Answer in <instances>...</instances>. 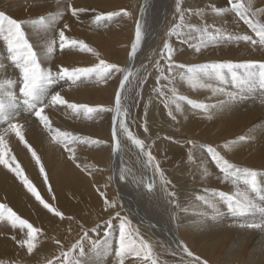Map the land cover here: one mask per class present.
Here are the masks:
<instances>
[{
    "label": "rangeland",
    "instance_id": "rangeland-1",
    "mask_svg": "<svg viewBox=\"0 0 264 264\" xmlns=\"http://www.w3.org/2000/svg\"><path fill=\"white\" fill-rule=\"evenodd\" d=\"M76 1H79V0H75V1L73 0L72 1L71 0H41V1L40 0H21V1L20 0H12V1L11 0H0V6L1 8H3V9H0V11H3L7 16L21 22V26L23 28L24 33L26 34L27 40L32 45L33 50L37 53V58L42 68H50L53 71V73H55L60 67L95 68L96 69V71L93 72L88 77H81L79 80L75 82L68 80V79L59 80L57 83L54 84L56 86L54 85L51 86V91L53 94L58 91L65 92V89H67L66 93L67 92L68 93L67 94L64 93L65 94L64 95L62 92L61 95L63 94L62 96L70 103L88 104L91 107L102 106L105 109L107 108L114 109L115 101L114 99H112V97H114L113 92L116 91L117 88L113 86L112 80L115 78L114 80H116L117 85H119V81L121 80L122 73H114L111 75V77L106 79L105 78L106 73H105L104 68L97 67V65H99L100 60H104L109 64H117L121 68L125 67L130 57V54H131L130 43L134 40V36H135L134 33L132 34L134 22L137 16L139 15V12L142 8V4L144 0H118V1L117 0H93L94 2L91 0H85L82 2H78V3H76ZM95 1H99L101 5L96 4ZM238 1L239 3L242 2L246 8L250 9L251 11L253 10L254 14L258 18L257 23H259V26L264 25V11H261V9H264V0H261L262 1L261 4L258 3V0H256L257 3L254 2L255 0H236V2L234 0H200V2L202 3V7H205L208 10V12H213L216 8H229L230 9V6L234 3H238ZM15 2L17 3V5ZM20 2L23 4H21ZM73 2L75 3L74 5H73ZM92 2L95 4H93ZM197 2L199 3V0H196V1L195 0H175V6L173 4L174 8L170 9L168 5H166V3L164 2L162 3V0H159V1H156V4H154L151 7V11H149L150 13H149V16L146 18V24H145L148 31H143V37L146 38V36H148L147 40L152 39V41H150V43L147 44L146 49H144L139 54V61H138L139 64L134 69L132 76H131V81H133V85L124 94L122 103L125 109L127 110V116L124 117L125 123L129 125V128L135 135H137V138L141 139L144 142V145L148 148L147 153L150 151L152 156L155 158L154 160L157 159L156 162L159 165L160 172H158L154 167H153L154 171L152 170V172H151L150 167L147 168L148 169L147 171L146 169H145V172L142 171L141 169L142 165L146 168L147 166H145V164L147 165V162L149 163L147 154L145 155V152L142 151L139 147H137L138 149L134 148L133 147L134 145L132 146V144L127 138H123L122 144H123V148L126 149L124 150L126 161L123 162L124 164L122 163L119 166L121 174L119 173V176H117V178L119 177L120 181H122L123 183L126 181L125 184H127L128 183L127 181L129 180H132L133 182L136 180V182L134 183H132L131 181V184L132 185L134 184L133 187L132 185L130 186L129 183L127 184V187L126 186L125 187L127 189L129 188L130 190L129 189L128 190L136 195V196L134 195L135 196L134 200L141 207L143 206L142 207L143 209L148 208L152 203H154L153 201L154 198H152L153 197L152 194L155 193L154 189L157 185V181L158 183L162 184L163 190H165L166 187H167V190L169 191H173L176 188L179 189V190L176 189L175 191H173V193H175L174 197L169 196V198H164V199L167 200L168 203L171 202V206L173 208L172 210H174L175 208L174 216L176 217V221H178L176 223L178 230H182L184 225L187 226L186 230H184L185 229L184 228L182 232L179 233L185 245H187L188 247H190V249H193L194 251L196 250L194 248L196 247V245L193 246L196 240V237L194 235H197L199 231H197L194 225L197 224L196 226H198V224L202 223L203 220L205 221V219L212 217V218L218 219V222L224 224L226 228H223V229L221 228L222 231L220 235L223 234V236L221 237L215 236L214 239L215 240L217 239L219 241L218 243V241L216 240L217 241L216 245L214 246L212 245L214 243V239L210 236H208L209 238H207L206 240H204V242H202V244L199 246V247H203V248H200L202 251V256L205 257L209 261V264L211 263L212 264H249L253 251L255 250L258 244H261L262 241L261 242L259 241L260 240L259 235L258 233L254 232V230H251V228H247V227H240V225L243 224L244 221H246L247 223H251V221L260 223L261 220H258V218L255 219V217L257 216H253V218L250 221H248V219L245 216L247 215L246 213L242 216L237 215L236 216L237 218L235 216L233 217V214H230V210L228 209V202H227L226 197L233 196L236 199L240 200L242 203H244L243 196L246 195L247 192L252 191V189L249 185L244 183V180L247 177L246 175L243 176V173H245L246 169L254 170L257 173V186L260 189V191L256 192L255 195L257 197L255 196L251 197V200L253 198L254 203L257 202L256 203L257 206L259 205L261 207H264V202L260 201V196L264 195V192H263L264 190V176H263L264 175V165L260 166V168L255 167V166L247 167L245 166V164L239 165V163H235L236 162L235 160H232L233 158L230 155L232 153H235V154L245 153V155L251 153V157L253 159H257V158L261 159L263 163L264 161V135H262L259 139H257L255 136L251 135V129L254 130L255 133L260 132V131L262 133V130H264V118H262L260 121L256 120L246 127L244 126L245 129H243L244 128L243 127L241 130L234 132L232 130V125L234 123L232 121V118H227L228 112L226 110H222V108H220L219 106V103L220 104L223 103L226 100V97L220 93L218 94L221 96L215 95L217 94V92L215 93V91H213L212 89V88L214 89L222 88L225 90L223 92L227 93L228 91L225 87L219 86L215 81L211 82L213 83L212 88L210 87L209 89L211 92H214L213 93L214 96L212 97H211L212 95L211 93H210V97L209 96L200 97V95L197 96V95H191L190 93H188L189 95H191L189 96V95H186V92L180 88V90H182V92L180 91V94L182 93L183 95L185 94L186 96H189L188 99L184 97L183 101H180L182 102L180 105L183 106L182 109L180 110L182 114H185V115L190 114V112L193 111L194 109H198L197 111L195 110L196 112H199V110H202L203 113L200 114L201 116L198 115L196 112H194L195 115L197 114L196 116H194V118H197L196 119L197 122L203 127L210 125L211 122L214 123V125H216V123L220 124L224 121L223 126H222L224 127V129L222 131L225 134H227V136L220 137V134L212 135L213 133H211L207 136H203V138H201L202 140L199 139L194 142L195 144H197L199 148H201L203 153L213 163H214V160H212L211 154L207 150L208 146L215 147L214 149L216 150V152L218 153L220 152L219 154H221V156L224 159H226L230 164L233 165V169L232 168L230 169L229 178L227 180L223 178V175H224L223 172L221 170H217L220 181L224 183L223 185H221L219 182L205 184L203 182L196 183V181L194 182L191 180L192 179L191 176L196 173V171L192 170L190 165L188 164V161L190 160H188V158L186 159V156L191 157L192 155L188 150L189 146L191 145V142L189 141L190 139L186 138L183 135V132L179 130L176 124L171 123L172 125H169L168 123L164 121H160L158 119H153V120L147 119L146 121L142 119L146 112V106L150 98H153L157 100L158 102H160L161 104H163L164 98L169 97L170 95L173 94L172 78L171 76H169L170 74L168 75L167 71L162 69V65H163L162 62L164 61L165 58H167L165 57L166 49L164 48V45L168 44V40L171 35L176 36V38L182 39V41L184 42L186 41L187 43L188 42L191 43L192 45L196 47V49L199 48V51L196 50V52H197V55L203 56L206 58V60H204L203 62L204 64L213 63V62H228V61L240 63V62H244L247 60L264 61V56H262V58L261 56L259 58L256 57V55H259L260 53L264 54V52H262L264 50V45L259 43V37L256 35L255 30L252 27H250L248 23H246L245 19H241L238 13H235L231 10L226 11L227 14L229 13L233 14L235 16L234 19L239 24H242L241 27L246 31L245 35H250L252 36L253 40L257 41L255 45H253L250 41L237 40L236 37L238 36V34H236V32H232V31L226 32L227 31L226 29H223L220 26L218 27V25H213V24L210 25L209 21H206L204 19H202L203 21L198 20V17L196 16H191V18H189L191 19L190 21H186L184 17H183V20H181L180 16L186 10V7L187 8L192 7L191 9L200 7V6H196ZM56 3H60L61 6L58 10L52 9L53 10L52 11L50 7L53 6L52 4H54L55 6ZM178 3L180 4L181 9L184 10L182 11V13L177 10ZM110 4L112 5L111 7H109ZM46 5H48L49 7ZM113 5L115 6L113 7ZM69 6L71 7L79 6V8H83L85 10V13L87 14L86 16L88 17V18L86 17V19L88 21L86 20V23L85 21L81 23L80 28L77 27L79 25H77V22L74 16L71 14V7ZM23 7L27 9L25 8L23 9ZM40 7L41 8L44 7L45 9L42 10ZM205 8L203 9V12L206 11ZM32 9L33 10L38 9V10L37 12L35 11L33 12ZM122 10H126L128 13H130V15H124ZM14 11H20L22 15L18 16L17 14H13ZM109 12L121 13V14L117 16H113L111 19H101L99 21L95 19V17L97 15H100L101 13H109ZM15 15L18 17H16ZM23 16H24V19H22ZM164 16L166 20L165 23L164 22L162 23V26L158 29V31L156 29V32L154 33L152 37L151 36L152 26L150 25L154 24L155 22H157ZM41 17H43L42 21L40 20ZM49 17H52V18L48 19L49 21H47V18ZM125 19L127 21H125ZM128 20L129 21L131 20L130 23L132 24V26H130ZM70 22H72L73 24ZM66 24L68 25L67 28H65ZM69 24H72V25H69ZM6 27H7V22L5 21V28ZM69 27L70 29L72 28L75 31V33L71 32L72 35L70 34ZM60 30H63L65 32V36L67 34L66 38H67L68 44H66V47L64 48L65 50L64 49L61 50L59 47ZM76 30H80V32L82 30L86 33L89 31L88 33L90 35L88 33L80 34V32H76ZM35 33H37V35ZM120 33H122L124 37L123 36L119 37ZM231 33L232 34L235 33V34L232 35ZM93 34L96 35V37L98 38L96 39L97 42L93 39ZM117 34L118 36L114 37V35L116 36ZM5 35H7V32L0 33V49H1L0 50V79H1L0 80V97H3L5 100H7L8 97L5 96L7 95V93L4 92L3 94V90L5 91L10 88L11 89L15 88L16 90L14 89V91H11V92H16L17 97H21L19 88L23 86V75L19 67L17 66V63L11 59L12 53L8 51L7 41L4 40ZM32 35L33 37H31ZM229 36H231L232 39H228ZM34 37H37L39 40ZM213 37H215V39H213ZM43 38L46 40L44 41ZM72 40L83 41L84 43L89 45V47H91L93 51L92 52L83 51L78 46H77L78 48L77 47L69 48L70 42ZM34 42H36L37 45H35L36 43ZM40 42L41 44H39ZM195 43H198V44H195ZM243 45L246 47H244ZM48 47H51L53 49V51L51 52L52 54L48 52V49H49ZM217 48L219 50H217ZM231 48H233V50H231ZM244 48L248 50L246 51L245 54L246 55L249 54V58L238 57L237 59H231L235 55L238 54V51L240 53L242 49ZM211 49L212 51H210ZM72 50L75 52L77 50V53L71 52ZM228 50L231 56L235 54L230 59L227 57L223 58L221 56L208 57L209 55H211V53L212 54L217 53L218 51H219L218 53L222 51L223 53L222 52L221 53L226 55V53L224 52H227ZM58 51H61L60 52L61 54ZM56 52H58L59 54ZM65 53L67 56H63L64 58H62V56L60 55L62 54L65 55ZM77 55L78 57H76ZM250 55H253V57L252 56L250 57ZM70 56L73 58L71 59ZM43 57L46 59H44ZM190 57H191L190 61L187 62V69L188 67H191V65L194 63L193 58L195 56L190 55ZM59 59L61 61H59ZM55 61H58V62L56 63ZM65 61H67L66 62L67 65L65 64ZM168 61L173 63L171 59ZM75 63L77 64L75 65ZM211 71L212 72L215 71L213 74H216L215 69H207L208 73ZM222 71H223V79H219L218 76L216 75L217 80H220L221 83H223L225 86H228V87H230V85L228 84H233L234 86H238L237 83L233 81L232 73L228 69H223ZM235 71L241 76L244 75V69H235ZM256 71L258 72V68L256 69ZM190 76H193V75L189 74L188 76H186V78ZM9 81L10 82L12 81V82L9 83ZM194 81L196 80L194 79ZM108 87L111 89H109ZM112 87H114V89ZM239 88H242L241 90H244L250 93V92L259 90L260 87H255L249 84V85H241ZM75 89L77 90L75 91ZM106 91L109 93L111 92L110 93L111 95L107 93ZM68 95L72 97H69ZM262 95L264 96V94ZM240 96L245 98L250 95H245L244 93H241ZM191 97L194 99H191ZM189 101L203 103L207 105L208 107L207 110H209V105L212 104L213 107L215 106L214 107L215 110L217 111L221 110V112L217 113L215 111L209 114L205 112L206 111L205 109H199V108L193 107L190 103H188ZM16 102H17V106L19 110H17V112L14 114L15 116L12 115V118L13 120L18 121L20 118V111L22 109H25V110H28V109L26 108L25 105L23 106L20 103V102H23V98L17 99ZM186 102L191 107H193V110L190 108L185 109ZM53 108H54L53 106L51 107L49 105L48 107L44 109V112L42 113V115L44 114L48 118L52 117V118H49V120L51 121V130L45 128L46 130L45 132L49 136H54L56 133V135L59 136L61 141L55 139V141H57L58 143V144H55V147H59V148L61 147V148L50 150L51 152H50L49 167L47 166L45 162V158H46L45 151L43 152L42 149H37L35 146H32L33 148H31L39 156L40 163L43 165L45 169V173L47 174L48 180L47 181L44 180V175L41 174L39 170L40 165L37 163H36L37 164L36 168L37 166L38 168L37 170H35L34 173L30 172V169L32 168L28 170L27 168H25L24 163L22 165L23 161L21 163L19 162V166L23 168L24 175L27 176L28 179L33 183V185L39 191L40 195L43 197L44 201L49 203L52 206V208H54L56 211L58 210L57 212L62 213L63 216L58 217L49 209L46 210V212L50 216L49 221H51L52 228L46 227V226H45L46 228H43V226L37 228V229H40V232H38L33 239L34 240L33 243L36 245V247L33 249L31 253H29L27 250V244L23 243V241H26L29 239V235H27L28 232H25L27 237L25 236L24 238L25 234L18 232L16 229L18 226L15 227L14 225L17 222V220L19 221V224H20V219L27 220L33 226H34L33 223H35V226H36V224H39L41 221L38 218H36V221H34L35 219L30 217L32 215L28 216L26 213L21 212L19 208L13 207L9 201H6L5 199L2 198V200L0 201V205H4V207L0 208V212L6 215V217L2 215V218H0V220L3 223V226H5L6 220H3V219H7L10 217L11 228H8L7 226L1 227L0 225V264H120L121 259H123V264H153V261L155 262V264H197L193 261L182 259L178 255L172 254L171 252L165 250L161 244L165 242L166 240L163 241L159 238V236L157 237V235H153L147 229H144V228L142 229V227H140V224L138 225V223H141L140 219H136L134 221L130 220L128 216L132 212L130 213V212L125 211L123 205L120 204L118 197H116L114 190H113L114 188L112 187L113 184L110 179L108 180L109 172L111 169V162H109L108 158L110 157V153L114 147L113 144L115 142V138L111 135L110 128H109V127L113 128V122L111 121V117L108 116V115H111V113L110 112L109 113L100 112L98 113V115L97 113H94L89 116L85 114L84 112L74 113L72 110L66 109L64 106H60V105L55 106V110ZM58 109L60 110L59 112L60 115L56 112V110L59 111ZM184 110L186 111V113L184 112ZM28 111L30 113L32 112L30 110ZM63 111L65 115L64 118L60 117ZM257 114L261 115V112H257ZM28 117H31V118H28L29 121L32 119L39 120L34 115V113L32 116H28ZM12 118L10 120H6L7 125L8 123L11 122ZM258 118L260 117H257V119ZM141 120L143 122L145 121V123L142 124ZM53 122L54 124H56L55 126L57 128H55ZM241 122L243 123V125H246V121H241ZM0 123H5V122L0 121ZM78 125L80 127H78ZM3 126L4 125H0V127H3ZM6 127H9V125ZM144 128H147V131H145ZM41 129L44 130V127H42ZM56 130H59L60 132L57 133ZM89 130H92V132H90ZM104 130H105V133H104ZM51 133L53 134L51 135ZM64 133H68L72 136H80L82 138H90V140H88V142H85L84 140H80L79 141L81 143L80 145L77 141L75 143H72V145L71 143L70 145L68 144L66 147L65 142H64V136L61 135ZM241 137H244L245 139L241 141L240 140ZM92 140H99V141L101 140L102 145L105 147L100 145V143H92L91 142ZM188 141L190 142V145L185 150L183 143L188 142ZM233 141H236V143H233ZM5 143L9 144L11 143V140H7L5 141ZM156 143L158 144L157 146H159L160 149L163 148L164 150L161 152H158V150L156 151L155 149H153L152 147ZM73 145H75L76 147ZM225 145H227V147ZM65 147L67 149L72 148L74 152L69 153L68 150L65 149ZM53 150L55 151L54 153H52ZM73 155L75 158H73ZM52 156L54 159L52 158ZM60 161L64 163L60 164L61 163ZM139 164H141V166ZM157 164L155 163V165ZM51 167H53L52 170H51ZM182 167L184 168V170ZM188 168L189 170H187ZM239 169L243 173L239 171ZM74 170L78 171L79 173L77 174L80 177H82L81 181L83 183V186L78 187V185H74V186L72 185L70 188L65 189L63 187V184H66L68 180L65 183H61L59 179V175L63 171L73 172ZM155 170L157 171V173L155 172ZM127 171L130 173V176L129 174L127 175L126 173ZM134 171H137V172H134ZM231 171L234 173L232 174ZM161 172H163V175H161ZM237 173H242V175L240 174V176H238ZM189 174H190V177H189ZM120 175L123 177H121ZM140 175H141V178H139ZM56 177L59 182L55 180ZM126 177L128 178V180ZM134 177H135V180H134ZM234 180H235V183H234ZM68 183H72V182H68ZM231 183L234 186H230ZM58 184L61 186H58ZM148 184L152 185L151 189H149ZM22 185H24L26 189L28 190L27 186L24 183ZM191 186H193V188ZM211 187L212 189H210ZM197 189L198 190L201 189L199 193L197 192ZM203 189H206V190L203 191ZM230 189H234V190H230ZM210 190L211 191L213 190V191L211 192ZM100 192H104L106 194L108 201H110L111 203L115 205L114 208L109 207L108 204L104 203V197L100 195ZM220 192L224 193V195L222 196ZM64 193L68 197L67 201L69 202V205L71 207L69 208L71 212H68V213H65L64 211L61 210L62 206L65 207L67 205L63 201L64 198H66L63 195ZM183 193L187 194L188 196ZM212 193H214L215 195L213 194L211 196ZM143 195L144 196L146 195V196L144 197ZM181 195L183 196L181 197ZM190 196L192 197L191 199H190ZM201 196L204 197L203 200L199 198ZM143 197H144V200L147 199L146 202L148 204L143 200ZM148 197L152 198L153 200L152 199L149 200ZM211 198H214V199H211ZM216 198L218 199L221 198L222 200L220 199L221 200L220 201L217 199L218 200L217 201ZM173 200L174 201L177 200V202H174ZM211 200H213V202ZM256 200H258L259 202ZM205 201H207V203ZM141 202L142 203L144 202V203L141 205ZM217 202H222V203H219L221 204L219 205ZM175 204H176V207H174ZM191 204L193 206H191ZM197 205H199L200 207H198ZM187 206H189L188 209H187ZM217 207H219L218 209L220 210L215 211L217 210ZM37 208L38 209L43 208V207H40V202H37ZM43 210H45V208ZM205 210H207L206 211V213L208 212L207 214L205 213ZM221 210L222 211L225 210V212L224 211L223 212L225 214H230L229 215L230 217L228 216V217H225L224 220H221V218H223V215H225ZM116 212L119 213V215H117ZM12 213H15L16 216H12ZM254 214H257V212H255ZM17 217H19L20 219H17ZM124 218H127V220L130 222L128 226L129 229H127V231L132 234V238H136L138 234L139 236L143 237L148 242L149 245H151L152 255L150 259L146 260L144 256V252L142 251L139 256H137L135 253H125L123 257L116 255V252L119 250V247H120L119 224H120V221L123 220ZM10 219H7V220H10ZM234 223H236V225ZM233 225L237 226L238 232L249 230V234L251 233L250 235L247 233L248 235L245 234L244 236V239L246 240L244 241L243 246H241L240 252H239L240 254L237 257L238 259H240L238 260L239 262L234 260L233 258L234 256L231 251L232 246L235 244L234 241H236V238H235L236 233L234 234V233L229 232L231 231V227ZM12 227H14L15 229L13 230V233H12ZM47 229H49V231ZM43 231L45 233L46 231H48L47 232L48 234L45 235ZM183 231L185 233H183ZM18 233L20 234V237L18 236L19 235ZM85 233H87L86 237H85ZM185 234L186 235L190 234V235L186 236ZM12 235H14L15 237H18L21 242L15 245L16 242L14 241ZM162 237H165V236H162ZM223 237H226V239H224ZM158 238H159V241H157ZM188 238L190 240H188ZM57 241L59 243H57ZM257 241L259 243H257ZM78 242L83 248V254H81L80 247L74 248V245H77ZM205 247H208V250H209V251H206V253H204ZM215 248L216 250H214ZM17 253H19V255H17ZM19 256L20 258H18ZM104 259L105 261H103Z\"/></svg>",
    "mask_w": 264,
    "mask_h": 264
},
{
    "label": "bare ground",
    "instance_id": "bare-ground-1",
    "mask_svg": "<svg viewBox=\"0 0 264 264\" xmlns=\"http://www.w3.org/2000/svg\"><path fill=\"white\" fill-rule=\"evenodd\" d=\"M12 1V0H11ZM21 1V0H20ZM41 1V0H40ZM72 1V0H71ZM73 1H75V0H73ZM82 1H85V0H79V1H76V3H78V2H82ZM91 1H93V0H91ZM118 1V0H117ZM156 1H159V0H144L143 1V4H142V8H141V10H140V12H139V15L137 16V18H136V20H135V22H134V27H133V32H132V34L134 33V35H135V26H136V24H137V22H139L140 24H141V26H142V31H148L147 30V27H146V18L149 16V11H151V7L154 5V4H156ZM196 1V0H195ZM235 2H236V0H234ZM56 2V1H55ZM55 2H53V3H55ZM63 2V1H62ZM94 2V1H93ZM92 2V3H93ZM166 3V5H168V7L170 8V9H172V8H174L173 7V4H174V6H175V0H162V3ZM186 2V1H185ZM189 2V1H188ZM252 2V1H251ZM254 2H256V0L254 1ZM16 3V2H15ZM21 3V2H20ZM25 3V2H24ZM49 3V2H48ZM95 3L96 4H98V5H101L100 3H99V1H95ZM95 3H93V4H95ZM184 3V2H183ZM192 3V2H191ZM190 3V4H191ZM238 3H239V1H238ZM257 3V2H256ZM258 3H262V1L260 0H258ZM21 4H23V3H21ZM27 4V3H26ZM25 4V5H26ZM45 4V3H44ZM43 4V5H44ZM75 3L73 2V5H74ZM103 4V3H102ZM112 4V3H111ZM109 5V7H111L112 5ZM117 4V3H116ZM115 4V5H116ZM251 4V3H250ZM254 4V3H253ZM15 5V4H14ZM16 5H17V3H16ZM19 5V4H18ZM32 5H33V3H32ZM40 5V4H39ZM51 5V4H50ZM53 6H54V4H52ZM115 5H113V7L115 6ZM21 6V5H20ZM41 6H42V4H41ZM46 6H48V5H46ZM53 6H51L50 7V9L52 10V9H59L60 8V6H61V4L60 3H56V5L53 7ZM190 6V5H189ZM192 6V5H191ZM195 6V5H194ZM193 6V7H194ZM196 6H200V7H197V8H194V9H191L190 7L189 8H187L186 7V10L184 11L183 9V13L181 14V15H183V17L186 19V21H190L191 19H189V18H191V16H196V17H198V20H202V19H204V20H206V21H209V23H210V25H218V27L220 26L221 28H223V29H226L227 31L226 32H230V31H232V32H236V34H238V36H243V35H245L246 34V31L241 27V25L242 24H239L235 19H234V15L233 14H231V13H229V14H227L226 12H224V13H217L215 10L213 11V12H208V10L205 8V7H202V3L200 2V0H199V3L197 2L196 3ZM205 6V5H204ZM255 6V5H254ZM257 6V5H256ZM19 7V6H18ZM27 7V6H26ZM35 7H37V6H35ZM49 7V6H48ZM79 7V6H78ZM107 7V6H106ZM202 7V8H201ZM21 8V7H20ZM25 7H23V9H24ZM28 8V7H27ZM27 8H25V9H27ZM30 8V7H29ZM41 8V7H40ZM183 8V7H182ZM206 9V11L205 12H203V9ZM0 9H3V8H1V6H0ZM39 9V8H38ZM37 9V10H38ZM42 10L43 9H45L44 7L43 8H41ZM86 9V8H85ZM112 9V8H111ZM252 9V8H251ZM33 10V9H32ZM37 10H33V12L35 11V12H37ZM56 10V11H57ZM7 11V10H6ZM41 11V10H40ZM53 11V10H52ZM152 11H153V9H152ZM9 12V11H8ZM250 12H251V15L250 16H248L247 17V19H251L252 20V23L253 24H255L256 26H258V27H260L259 26V23H257V21H258V18L256 17V15L254 14V12H253V10L251 11L250 10ZM259 12V11H258ZM152 13V12H151ZM260 13V12H259ZM9 14H11V13H9ZM13 14H17L18 16H21L22 14H21V12L20 11H14V13ZM27 14V13H26ZM261 14V13H260ZM59 15V14H58ZM66 15V14H65ZM87 14L85 13V10L84 11H82V12H80V13H78L76 16H74V18H75V20H76V22H77V25H79V26H77V27H79L80 28V24L81 23H83L84 21H85V23H86V16ZM91 15V14H90ZM233 15V16H232ZM16 16V15H15ZM18 16H16V17H18ZM162 16V15H161ZM262 16V15H261ZM28 17V16H27ZM53 17H55V16H53ZM128 17V16H127ZM26 18V17H25ZM30 18V17H29ZM52 17H49V18H47V21H49L48 19H51ZM88 18V17H87ZM200 18V19H199ZM22 19H24V16H23V18ZM26 20V19H25ZM72 20V19H71ZM74 20V21H75ZM163 20V21H162ZM73 21V20H72ZM88 21V20H87ZM121 21V20H120ZM125 21H127L126 19H125ZM165 16L164 17H162L160 20H158L157 22H155L154 24H152V25H150V26H152V34H151V36L153 37V35H154V33L156 32V29H157V31H158V29L162 26V23L164 22L165 23ZM203 21V20H202ZM24 22V21H23ZM128 22H129V24H130V26H132V24L130 23L131 22V20L129 21L128 20ZM28 23V22H27ZM69 23V22H68ZM67 23V24H68ZM70 23H72V22H70ZM200 23V22H199ZM208 23V22H207ZM206 23V24H207ZM24 24V23H23ZM47 24V23H46ZM49 24V23H48ZM66 24V25H67ZM73 24V23H72ZM72 24H69V25H72ZM75 24V23H74ZM116 24V23H115ZM185 24V23H184ZM37 25V24H36ZM51 25V24H50ZM58 25V24H57ZM84 25V24H83ZM125 25V24H124ZM25 26V25H24ZM43 26V25H42ZM55 26V25H54ZM250 27H251V25H249ZM28 27V26H27ZM48 27H49V25H48ZM71 27V26H70ZM70 27H69V29H70ZM76 27V28H77ZM124 27H126V26H124ZM241 27V28H240ZM30 28V27H29ZM29 28H27V29H29ZM35 28V27H34ZM54 28V27H53ZM149 28H151V27H149ZM233 28V29H232ZM26 29V30H27ZM127 29V28H126ZM132 29V28H131ZM32 30V29H31ZM65 30V29H64ZM149 30H151V29H149ZM182 30V29H181ZM70 34H71V32L72 33H75V31L71 28L70 30ZM127 31H129V30H127ZM126 31V32H127ZM254 31V30H253ZM28 32H29V30H28ZM27 32V33H28ZM34 32V31H33ZM76 32H80V30H76ZM89 32V31H88ZM87 32V33H88ZM99 32V31H98ZM114 32V31H113ZM112 32V33H113ZM121 32V31H120ZM123 32V31H122ZM87 34L86 32H84V31H82L81 30V32H80V34ZM128 33V32H127ZM36 35H37V33H35ZM47 34V33H46ZM79 34V33H78ZM89 34V33H88ZM146 34H147V32H146ZM232 34V33H231ZM233 34H235V33H233ZM232 34V35H233ZM39 35V34H38ZM41 35V34H40ZM72 35V34H71ZM74 35V34H73ZM77 35V34H76ZM90 35V34H89ZM47 36V35H46ZM81 36V35H80ZM92 36V35H91ZM90 36V37H91ZM118 36V34L115 36L114 35V37H117ZM121 36H123L124 37V35L122 34V33H120V35H119V37H121ZM31 37H33V35L31 36ZM30 37V38H31ZM66 37H67V34H66ZM70 37V36H69ZM135 37V36H134ZM34 38H37V37H34ZM33 38V39H34ZM77 38V37H76ZM92 38V37H91ZM126 38V37H125ZM181 38V37H180ZM38 39V38H37ZM44 39V38H43ZM69 39V38H68ZM93 39L96 41V39H98L97 37H96V35H94L93 34ZM116 39V38H115ZM117 39H119V38H117ZM148 39V36H146V38H144L143 37V40H142V43H141V45H140V47H139V49H138V51H137V53H136V55L133 57L131 54H130V57H129V59H128V62L126 63V65H125V67L124 68H127L130 72H131V75H130V77H129V79L131 80V76H132V73H133V71H134V69L138 66V64H139V54L144 50V49H146V47H147V44H149L150 43V41H152V39H149V40H147ZM39 40V39H38ZM46 39H44V41H45ZM70 40V39H69ZM121 40V39H120ZM34 41V40H33ZM40 41H42V40H40ZM124 41V40H123ZM233 41V40H232ZM39 42V41H38ZM92 42H93V40H92ZM97 42V41H96ZM134 42V40L130 43V48H131V44ZM191 42V41H190ZM195 42V41H194ZM34 43H36V42H34ZM39 44H41V42L39 43ZM68 44V43H67ZM126 44H128V43H126ZM195 44H198V43H195ZM35 45H37V43L35 44ZM124 45V44H123ZM168 45L170 46V48H171V60L173 61V63L172 62H169L168 60H170L169 58H168V51L167 50H165V57H167V58H165L164 59V61L162 62V69H164L165 71H167L168 72V75L169 76H171V78H172V91H173V94L172 95H170L169 97H166V98H164V103L163 104H161L160 102H158L157 100H155V99H153V98H150L149 99V102L147 103V106H146V112H145V114H144V116H143V120H147V119H149V120H153V119H158V120H160V121H164V122H166V123H168L169 125H172L171 123H174V124H176L177 125V127L179 128V130H181L182 132H183V135L186 137V138H188V139H190L189 141L191 142V145H190V142L188 141V142H184L183 143V146H184V148H185V150H186V148L189 146V152L192 154L191 155V157H189V156H186V159L188 158V160H190V161H188V164L190 165V167H191V169L192 170H195L196 171V173L195 174H193L192 176H191V180L192 181H196V183L197 182H203V183H205V184H208V183H217V182H219L221 185H223L224 183H222L221 181H220V178H219V174L217 173V170H221L220 169V167L216 164V162L214 161V163L210 160V159H208L207 158V156L203 153V151L201 150V148H199L198 146H197V144H195L194 142L195 141H197V140H199V139H201V138H203V136H207V135H209V134H211V133H213L212 135H217V134H220V137L221 136H227V134H225L222 130L224 129V127H222L223 126V122L222 123H220V124H217L216 123V125H214V123H212L211 122V124L210 125H208V126H206V127H203L202 125H200L198 122H197V118H194V116H196L197 114L198 115H200V114H202L203 112H202V110H199V112H196L198 109H194L193 110V107H191L187 102H186V106H185V109H187V108H190V109H192L193 111H191L190 112V114H187V115H185V114H182L181 113V109H182V107L183 106H181L180 104L182 103V102H180V101H183V99H184V97L185 98H187L188 99V97L189 96H191V95H197V96H199L200 95V97L201 96H203V97H210V93L212 94L211 95V97L212 96H214L213 95V93L214 92H211L210 91V87H199V84H201V83H203V84H210L211 85V88H212V84L213 83H211V82H213V81H215L219 86H221V87H225L226 89H227V91L228 92H238L239 94H241V93H244L245 95H250V96H247V97H243V98H237V99H235V100H231V99H229V97H228V95H227V93H224V92H217V94H215V95H218V96H221V95H219L218 93H220V94H223V96H225L226 97V100L223 102V103H219V106H220V108H222V110H226L227 112H228V114H227V118H232V121L234 122H232L233 123V125H232V130L235 132H237V131H239V130H241L244 126L246 127V126H248V125H250L251 123H253L254 121H256V120H258V121H260L262 118H264V96L262 95V94H264V87H262L261 85H260V83H259V78L257 77L252 83H251V85L252 86H255V87H260L259 88V90H257V91H254V92H250V93H248V92H246V91H244V90H241L242 88H239L241 85H239V86H234L233 84H228V85H230V87H228V86H225L223 83H221V81L220 80H217V76H216V74H213L215 71H211V72H207V70H202V69H200V65H203L204 63V60H206V58L205 57H203V56H199V55H197V52H196V47L194 46V45H192L191 43H187L186 41L184 42V41H182V39H179V38H176V36H170V38H169V40H168ZM44 46V45H43ZM70 46V45H69ZM128 46V45H127ZM244 46V45H243ZM242 46V47H243ZM38 47V46H37ZM40 47V46H39ZM107 47V46H106ZM237 47V46H236ZM244 47H246V46H244ZM48 48H50V47H48ZM47 48V49H48ZM68 48V47H67ZM69 48H71V46L69 47ZM78 48V47H77ZM219 48V47H218ZM217 48V50H219ZM224 48H225V46H224ZM234 48V47H233ZM233 48H231V50H233ZM240 48H241V46H240ZM239 48V49H240ZM251 48V47H250ZM221 49V48H220ZM238 49V50H239ZM1 50V49H0ZM65 50V49H64ZM67 50V49H66ZM235 50V49H234ZM260 50V49H259ZM44 51V50H43ZM210 51H212V49L210 50ZM209 51V52H210ZM246 51H248L246 48H244V49H242V51L239 53V51H238V54L237 55H232V56H234L233 58H231L232 56L230 55V52H229V50L227 51V52H224V53H226V55L225 54H222L223 52L222 51H220V53H211V55H209L208 57H215V56H221V57H227V58H231V59H237L238 57H247V58H249V54L248 55H246L245 53H246ZM262 51V50H261ZM59 53L61 52V51H58ZM58 52H56V53H58ZM69 52V51H68ZM71 52H73V53H77V50H76V52L75 51H71ZM109 52V51H108ZM216 52V51H215ZM222 52V53H221ZM233 52H235V51H233ZM262 52H264V50L262 51ZM58 53V54H59ZM73 53H71V54H73ZM254 53V52H253ZM258 53V52H257ZM49 54V53H48ZM52 54V53H51ZM61 54V53H60ZM70 54V55H71ZM85 54V53H84ZM259 54V53H258ZM45 55V54H44ZM57 55V54H56ZM75 55V54H74ZM190 55L191 56H195L194 58H193V60H194V63L191 65V68H193V69H195V72L194 73H190L189 71H188V69L190 68V67H188V69H187V62H189L190 61V59H191V57H190ZM255 55V54H254ZM48 56V55H47ZM60 56H62V58H64L63 56H67L66 55V53H65V55H60ZM59 56V57H60ZM73 56V55H72ZM253 57V55H250V57ZM261 56V58H262V56H264V54H259V55H256V57H260ZM71 57V56H70ZM74 57V56H73ZM73 57H71V59L73 58ZM76 57H78V55L76 56ZM75 57V58H76ZM236 57V58H235ZM44 58V57H43ZM61 58V59H62ZM66 58H68V57H66ZM74 58V59H75ZM2 59V58H1ZM44 59H46V58H44ZM57 59V58H56ZM4 60V59H3ZM58 60V59H57ZM79 60V59H78ZM192 60V61H193ZM59 61H61L60 59H59ZM68 61V60H67ZM67 61H65V64H66V62ZM73 61V60H72ZM168 61V62H167ZM56 63L58 62V61H55ZM63 62V61H62ZM78 62V61H77ZM70 63H72V62H70ZM63 64V63H62ZM73 64H74V62H73ZM77 63H75V65H76ZM169 64H175V65H177V67L176 68H173L171 71H169ZM67 65V64H66ZM69 65V64H68ZM180 65H184V67H180ZM60 66H62V65H60ZM71 66V65H70ZM78 66V65H77ZM70 68V67H69ZM184 69H186V70H184ZM1 70H3V69H1ZM189 74H191V75H193L194 76V79L196 80V81H194V83H196L197 84V86L196 87H193V86H191L190 84H189V82H188V78H186V76H188ZM98 77V76H97ZM123 78V74H122V77H121V79ZM115 79V78H114ZM112 80V84H113V86L114 87H116L117 89H116V91H118L119 90V85H117V82H116V80ZM1 80V79H0ZM106 80V79H105ZM4 81V80H3ZM12 82V81H11ZM8 84V83H7ZM73 84V83H72ZM59 85V84H58ZM67 85H69V84H67ZM3 86V85H2ZM54 86H56V85H54ZM112 86V85H111ZM191 86V87H190ZM9 87H10V85H9ZM71 87V86H70ZM114 87H112L113 89H114ZM127 87V86H126ZM109 88V87H108ZM180 88L181 89H183L185 92H186V95H189L188 93H190L191 95H189V96H186L185 94L183 95L182 93L180 94V91L182 92V90H180ZM14 89L15 88H10V89H7V90H3V94H4V92H9V91H14ZM71 89V88H70ZM77 89H79V88H77ZM77 89H75V91L77 90ZM109 89H111V88H109ZM212 89H214V88H212ZM16 90V89H15ZM66 90L67 89H65V92L64 91H61L60 92V94L63 92V94L64 93H66ZM72 90V89H71ZM92 90V89H91ZM108 90V89H107ZM74 91V92H75ZM82 91H84V90H82ZM89 91V90H88ZM98 91V90H97ZM116 91H114L113 92V90H112V92H113V96L114 97H112V99H114V101H115V92ZM59 92V91H58ZM73 92V93H74ZM79 92V91H78ZM107 92V91H106ZM1 93H2V91H1ZM16 93V92H15ZM68 93V92H67ZM66 93V94H67ZM107 93H109V92H107ZM111 93V92H110ZM109 93V94H110ZM184 93V92H183ZM216 93V92H215ZM17 94H18V92H17ZM62 94V95H63ZM75 94V93H74ZM73 94V95H74ZM82 94V93H81ZM124 94L125 93H122V101H123V98H124ZM65 95V94H64ZM76 95V94H75ZM86 95V94H85ZM111 95V94H110ZM5 96H7V95H5ZM69 96V95H68ZM77 96V95H76ZM82 96H84V95H82ZM87 96V95H86ZM66 97V96H65ZM69 97H72V96H69ZM74 97V96H73ZM100 97V96H99ZM101 97H102V95H101ZM81 98V97H80ZM84 98V97H83ZM198 98V97H197ZM196 98V99H197ZM99 99V98H98ZM101 99V98H100ZM191 99H194V98H192L191 97ZM215 99V98H214ZM8 100V99H7ZM7 100H5V102H7ZM188 101V100H187ZM162 102V101H161ZM23 106H24V103L23 102H20ZM104 103V102H103ZM16 104H17V102H16ZM51 107L53 106L54 108V110H55V106H57V105H51V104H49ZM192 105V104H191ZM122 106H123V103H122ZM123 108L125 109V107L123 106ZM208 108V107H207ZM63 109H65V108H63ZM17 110H19V108H18V106L15 108V109H8V112H9V114H10V116H11V118H12V115H14L16 112H17ZM59 110V109H58ZM196 110V111H195ZM210 110V111H209ZM209 110H207L206 109V111L205 112H207V113H209V114H211V113H213V112H217V113H220L221 112V110H219V111H217V110H215V108L213 107V105L211 104V105H209ZM169 111H171L172 112V115L173 116H175L176 118H175V120H173L172 119V117L168 114L169 113ZM204 111V110H203ZM209 111V112H208ZM56 112L60 115V110L59 111H57L56 110ZM67 112H68V110H67ZM184 112L186 113V111L184 110ZM194 112H196L197 114L195 115V113ZM257 112H261V115H258L257 114ZM32 113V114H31ZM29 112L28 110H25V109H22L21 111H20V118H19V120L18 121H15V120H13V118H12V120H11V122L10 123H13L14 121V123H16V124H19V125H21V129H20V131L22 132V134H23V136H24V139H25V141L27 142V144L28 145H30L31 146V148H33L32 146H35L37 149H42L43 150V152L45 151V153H46V155H45V162H46V164H47V166L49 167V164H50V150H52V149H58L59 147H55V144H58L57 143V141H55V139L56 140H59V141H61V139L59 138V136L58 135H56V133H55V135L54 136H49V135H47L46 134V130H45V127H44V125H43V122L42 121H40V120H34V119H32V120H28V118H31V117H28V116H32L33 115V112ZM109 113V112H108ZM111 113V115H108V116H110L111 117V121L113 122V127L115 126V127H117L118 129H119V124H120V120H118V119H115V112L113 111V112H110ZM46 114V113H45ZM175 114V115H174ZM44 115V114H43ZM98 115V114H97ZM104 115V114H103ZM15 116V115H14ZM64 111L61 113V116L60 117H63L64 118ZM155 116V117H154ZM201 116V115H200ZM87 117V116H86ZM124 117L125 116H122V119H123V122L125 123V121H124ZM224 117V116H223ZM257 117H260V118H258L257 119ZM49 118H52V117H49ZM107 118V117H106ZM39 119V118H38ZM57 120V119H56ZM64 120H66V119H64ZM68 120H70V119H68ZM101 120V119H100ZM102 120H103V118H102ZM109 120V119H108ZM58 121V120H57ZM105 121V120H104ZM142 121V120H141ZM145 121L143 122L142 121V124H144L145 123ZM220 121V120H219ZM241 121H246V125H243V123L241 122ZM5 123H0V125H4L3 127H0V135H2L3 136V138H4V143H2V144H0V153H4L5 155H4V158L5 159H9V161H10V163L12 164V166L13 167H16V165L17 164H19V162L21 163L22 161V165H23V163H24V166H25V168H27L28 170L30 169V168H32V169H30V172L31 173H34L35 172V170H37V168H38V166H37V168H36V160L33 158V156H32V153H31V151L29 150V148L28 147H26L25 146V143L24 142H22L20 139H19V137L16 135V133L14 132V131H11V130H7V129H9V127H6V126H8L9 125V123H8V125H7V123H6V121H4ZM98 122H100V121H98ZM149 122V121H148ZM205 122V121H204ZM263 122V121H262ZM53 124H54V122H53ZM103 124H105V123H103ZM127 124V123H126ZM56 124H54V126H55ZM72 125V124H71ZM106 125H107V123H106ZM128 125V124H127ZM73 126V125H72ZM102 126H104V125H102ZM111 126V125H110ZM6 127V128H5ZM42 127H44V130L43 129H41ZM78 127H80L79 125H78ZM245 127L243 128V129H245ZM55 128H57L56 126H55ZM90 128V127H89ZM110 128V132H111V135H112V128L111 127H109ZM128 128H129V125H128ZM2 129V130H1ZM82 129V128H81ZM105 129V128H104ZM145 129V128H144ZM164 129V128H163ZM7 130V131H6ZM129 130L131 131V129L129 128ZM48 131V130H47ZM90 132H92V130H89ZM54 132V131H53ZM60 132V131H59ZM103 132V131H102ZM132 132V131H131ZM50 133V132H49ZM58 133V132H57ZM104 133H105V130H104ZM133 133V132H132ZM53 133H51V135H52ZM93 134V133H92ZM61 135H63V134H61ZM133 135L137 138V135H135L134 133H133ZM251 135L252 136H255L257 139H259L262 135H264V130H262V133H261V131L260 132H256L255 133V131L254 130H252L251 129ZM162 136V135H161ZM160 136V137H161ZM100 137V136H99ZM107 138V137H106ZM116 140H115V142H114V144L113 145H115L116 144V141L117 140H119V144H120V147H119V149H117V148H114L113 147V149H112V151H111V153H110V157L108 158L109 159V162H111V169H110V172H109V178H108V180L110 179L111 180V182H112V184H113V190H114V193H115V195H116V197H118V200L120 201V204H122L123 205V207H124V210L125 211H127V212H132L131 214H129V218H130V220H132V221H134V220H136V219H140V222L141 223H138V225L140 224V227H142V229L144 228V229H147L148 231H150L153 235H157V237L159 236V238L161 239V240H166L165 242H163L161 245L164 247V249L165 250H167V251H169V252H171L172 254H175V255H178L180 258H182V259H185V260H190V261H193V262H195V263H197V264H202V262L203 261H207L208 262V264H209V261L205 258V257H203L202 256V251H201V249L200 248H203V247H199L201 244H202V242H204V240H206L207 238H209L208 236H210V237H212L213 239L215 238V236H218V237H221V236H223V234L222 235H220L221 234V228L223 229V228H226V226H224V224H222V223H220V222H218V219H215V218H212V217H209V218H207V219H205V221L203 220V222L202 223H200V224H198V226H196V225H194V227H196V229H197V231H199L198 232V234L197 235H194L195 237H196V240H195V244L193 245V246H195L196 245V247H194L196 250L194 251L193 249H190V247H188L187 245H185V243L183 242V240H182V238L180 237V234L179 233H181L182 232V230L184 229V230H186V225H184L183 226V229L182 230H178V228H177V225H176V223L178 222V221H176V217L174 216V214H175V212H174V210H175V208H174V210H172L173 208H172V206H171V202H167V200H165L164 198H169V196H172V197H174L172 194H173V191H175V190H173V191H169V190H167V187H166V189L165 190H163V188H162V184H160V183H158V181H157V185H156V187H155V193L154 194H152L153 195V197L152 198H154V200L152 199V198H150V197H148L149 198V200L150 199H152L153 201H154V203H152L148 208H142L138 203H136L135 202V200H134V197L136 196L135 194H133L131 191H129L126 187H127V184L129 183L130 184V186L132 185L131 184V181L132 180H129V181H127L128 183L127 184H125V182L123 183L122 181H120V179H119V177L117 178V176H119V173H120V169H119V166L123 163V162H125L126 161V156H125V151L124 150H126V149H124L123 148V144H122V139L123 138H127L129 141H130V143L132 144V146L134 147V148H136V149H138L137 147L138 146H136L133 142H132V140L131 139H129L128 138V136H127V134L126 133H123V131L122 130H118L117 131V135H116ZM166 138H168V137H166ZM155 139V138H154ZM157 139V138H156ZM217 139V138H216ZM7 140H11V143H9V144H6L5 143V141H7ZM113 140V139H112ZM171 140V139H170ZM174 140V139H173ZM202 140V139H201ZM219 140V139H218ZM101 141V140H100ZM154 141V140H153ZM215 141V140H214ZM62 142H63V140H62ZM78 143H79V145L81 144L79 141H78ZM163 143V142H162ZM146 144V143H145ZM202 144V143H201ZM220 144V143H219ZM69 145H70V143H69ZM71 145H72V143H71ZM100 145H102V143H100ZM126 145V144H125ZM158 144L156 143L152 148L153 149H155L156 151L158 150V152H161V151H163L164 149L163 148H159V146H157ZM164 145V144H163ZM59 146V145H58ZM73 146H75V145H73ZM83 146V145H82ZM95 146V145H94ZM103 146V145H102ZM110 146V145H109ZM206 146V145H205ZM76 147V146H75ZM103 147H105V146H103ZM161 147V146H160ZM61 148V147H60ZM59 148V149H60ZM131 148V147H130ZM158 148V149H157ZM213 148H215V147H213ZM65 149H67L66 147H65ZM102 149V148H101ZM108 149V148H107ZM147 147L145 146V148L142 150V151H144L145 152V155L147 154ZM105 150V149H104ZM133 150V149H132ZM60 151V150H59ZM103 151V150H102ZM236 151V150H235ZM55 151L53 150V152L52 153H54ZM74 152V151H73ZM108 152H109V150H108ZM51 153V154H52ZM67 153V152H66ZM218 153V152H217ZM220 153V152H219ZM63 154V153H62ZM103 154H104V152H103ZM107 154V153H106ZM138 154V153H137ZM187 154V153H186ZM231 154V153H230ZM263 154V153H262ZM54 155V154H53ZM58 155V154H57ZM102 155V154H101ZM189 155V154H188ZM221 155V154H220ZM253 155V154H252ZM256 155H258V154H256ZM15 157V160H12L11 158L12 157ZM59 156V155H58ZM233 159L232 160H235L236 162L235 163H239V165H243V164H245V166H250V167H253V166H255V167H259L260 168V166H262V165H264V161H263V163H262V160L261 159H253L252 157H251V153L250 154H247V155H245V153H232L231 155H230ZM260 157V156H259ZM52 158H53V156H52ZM54 159V158H53ZM81 159V158H80ZM77 160V159H76ZM99 160V159H98ZM146 160V159H145ZM259 160H261V161H259ZM155 161V162H154ZM157 159L156 160H153V162H151V163H148L147 162V165L145 164V166H147L146 168L142 165V167H141V169H142V171H144L145 172V169H146V171L148 170L147 168L148 167H150L151 168V172H152V170L155 168L158 172H160V170L159 169H157L156 168V165H155V163L157 164ZM55 162H57V161H55ZM61 162V163H60ZM59 163L60 164H62V163H64V162H62V161H60ZM159 162V161H158ZM97 163V162H96ZM187 163V162H186ZM59 164V165H60ZM124 164V163H123ZM131 164V163H130ZM57 165V164H56ZM58 165V166H59ZM136 165V164H135ZM138 165V164H137ZM140 166H141V164H139ZM238 165V164H237ZM125 166V165H124ZM139 166V167H140ZM182 166V165H181ZM40 167V166H39ZM154 167V168H153ZM240 167V166H239ZM20 168H21V166H20ZM24 168V169H25ZM52 168L53 167H51V170H52ZM110 168V167H109ZM131 168V167H130ZM183 168V167H182ZM235 168V167H234ZM22 170H23V168H21ZM178 169V168H177ZM232 169H233V167H232ZM241 169V168H240ZM239 169V171H241ZM246 169V168H245ZM251 169V168H250ZM253 169V168H252ZM55 170V169H54ZM71 170V169H70ZM155 170V172L157 173V171ZM180 170H182V169H180ZM183 170H184V168H183ZM187 170H189V168L187 169ZM25 171V170H24ZM140 171V170H139ZM154 171V170H153ZM235 171H237V170H235ZM134 172H137V171H134ZM189 172V171H188ZM187 172V173H188ZM221 172V171H220ZM232 172V171H231ZM242 172V171H241ZM24 173V172H23ZM54 173V172H53ZM63 173V174H62ZM62 173H60V175H59V179H60V182L61 183H65L67 180H68V182H72V183H66V184H63V187L66 189V188H70L72 185L74 186V185H78V187L79 186H83V183H82V181H81V178L82 177H80L77 173H79L78 171H73V172H65V171H63ZM127 173V175L129 174V176H130V173L127 171L126 172ZM184 173V172H183ZM234 172H232V174H233ZM243 173V172H242ZM242 173H237L238 174V176H240V174L242 175ZM62 174V175H61ZM121 174V173H120ZM147 174V173H146ZM181 174V173H180ZM57 175V174H56ZM149 175V174H148ZM188 175V174H187ZM186 175V176H187ZM121 176V175H120ZM125 176H126V174H125ZM243 176H245V173H243ZM262 176V175H261ZM264 176V175H263ZM101 177V176H100ZM121 177H123V176H121ZM183 177V176H182ZM189 177H190V174H189ZM233 177V176H232ZM28 178V177H27ZM38 178V177H37ZM127 178V177H126ZM133 178V177H132ZM137 178V177H136ZM139 178H141V175H140V177ZM151 178V177H150ZM156 178V177H155ZM247 178H249V177H247ZM106 179H107V177H106ZM143 179V178H142ZM180 179H181V177H180ZM55 180H57L58 181V179H57V177H56V179ZM127 180H128V178H127ZM134 180H135V177H134ZM237 180V179H236ZM56 181V182H57ZM187 181V180H186ZM229 181V180H228ZM231 181H232V179H231ZM235 181V180H234ZM36 182V181H35ZM34 182V183H35ZM59 182V181H58ZM105 182V181H104ZM134 182H136V180L134 181ZM133 181H132V183H134ZM225 182V181H224ZM227 182V181H226ZM24 182L20 179V177H18L13 171H11L7 166H5L4 164H2V163H0V201L2 200V198L3 199H5L6 201H9L10 203H11V205L13 206V207H15V208H19V210H21V212H24V213H26L28 216H30V215H32V216H30V217H32V218H34L35 220L34 221H36V218H38L40 221V223L39 224H36V226H35V223H33L34 224V228H38V227H42L43 226V228H46V227H50V228H52V226H51V221H49L50 219V216L48 215V213L46 212V208H45V210H43L44 209V207L42 206V204L40 203V207H43L42 209H38L37 208V202H40V201H38L37 199H36V197L29 191V190H27L26 189V187L24 186V185H22ZM146 183V182H145ZM168 183H170V182H168ZM186 183V182H185ZM192 183V182H191ZM233 183V182H232ZM232 183H231V185L230 186H234V185H232ZM33 184V183H32ZM51 184V183H50ZM56 184V183H55ZM125 184V185H124ZM152 184V183H151ZM165 184V183H164ZM167 184V183H166ZM179 184H180V182H179ZM134 185V184H133ZM133 185H132V187H133ZM149 185V184H148ZM154 185V184H153ZM172 185V184H171ZM170 185V186H171ZM229 185V184H228ZM58 186H61V185H59L58 184ZM126 186V187H125ZM195 186H197V185H195ZM226 186V185H225ZM224 186V187H225ZM175 187V186H174ZM192 188H193V186H191ZM201 187V186H200ZM220 187V186H219ZM236 187V186H235ZM74 188H76V187H74ZM169 188V187H168ZM181 188V187H180ZM202 188V187H201ZM206 188V187H205ZM221 188V187H220ZM132 189V188H131ZM187 189V188H186ZM210 189H212V187L210 188ZM214 189V188H213ZM112 190V191H113ZM177 190H179V189H177ZM201 190V189H200ZM200 190H198L197 189V192L199 193L200 192ZM206 189H203V191H205ZM209 190V189H208ZM226 190H228V189H226ZM230 190H234V189H230ZM60 191V190H59ZM78 191V190H77ZM81 191V190H80ZM95 191V190H94ZM153 191V190H152ZM211 191V190H210ZM213 191V190H212ZM211 191V192H212ZM215 191H216V189H215ZM214 191V192H215ZM219 191V190H218ZM223 191V190H222ZM236 191V190H235ZM74 192V191H73ZM82 192V191H81ZM151 192V191H150ZM187 192V191H186ZM195 192V191H194ZM263 192H264V190H263ZM148 193V192H147ZM197 193V194H198ZM203 193V192H202ZM208 193V192H207ZM206 193V194H207ZM216 193V192H215ZM221 193V192H220ZM92 194V193H91ZM177 194V193H176ZM179 194V193H178ZM183 194H185V193H183ZM214 193H212L211 194V196L213 195ZM256 193H253L252 191H250V192H247L246 193V195H244L242 198H243V201H244V203H246V201H245V197L247 196L249 199H251V197H257L256 195H255ZM66 198H64V203L65 204H67L65 207L64 206H62L61 207V210L62 211H64L65 213H68V212H71V210L69 209V208H71L70 207V205H69V202L67 201V199H68V197L65 195V193L63 194ZM135 195V196H134ZM147 195V194H146ZM145 195V196H146ZM185 195H187V194H185ZM203 195V194H202ZM215 195V194H214ZM46 196V195H45ZM144 196V195H143ZM144 196V197H145ZM183 195H181V197H182ZM188 196V195H187ZM205 196V195H204ZM218 196V195H217ZM216 196V197H217ZM47 197V196H46ZM144 197H143V200H144ZM140 198V197H139ZM184 198V197H183ZM182 198V199H183ZM188 198V197H187ZM192 197L190 196V199H191ZM174 199V198H173ZM186 199V198H185ZM189 199V198H188ZM187 199V200H188ZM207 199V198H206ZM211 199H214V198H211ZM218 198H216V200H217ZM221 199V198H220ZM220 199H218V200H220ZM255 199V198H254ZM77 200V199H76ZM184 200V199H183ZM210 200V199H209ZM217 200V201H218ZM222 200V199H221ZM220 200V201H221ZM252 200H253V198H252ZM92 201V200H91ZM145 202L147 201V199L146 200H144ZM174 201V200H173ZM208 201V200H207ZM212 202H213V200H211ZM224 201V200H223ZM256 201H258V200H256ZM5 202V201H4ZM152 202V201H151ZM150 202V203H151ZM174 202H177V200L176 201H174ZM181 202V201H180ZM211 202V203H212ZM259 202V201H258ZM144 203V202H143ZM142 202H141V205L143 204ZM147 203V202H146ZM203 203V202H202ZM218 204L219 203H222V202H217ZM257 203V202H256ZM148 204V203H147ZM177 204V203H176ZM176 204L174 205V207H176ZM213 204V203H212ZM217 204V205H218ZM181 205V204H180ZM189 205V204H188ZM201 205V204H200ZM203 205V204H202ZM206 205V204H205ZM216 205V206H217ZM219 205H221V204H219ZM225 205V204H224ZM61 206V205H60ZM191 206H193L192 204H191ZM198 207H200L199 205H197ZM210 206V205H209ZM215 206V205H214ZM227 206V205H226ZM75 207V206H74ZM122 207V208H123ZM224 207V206H223ZM222 207V208H223ZM259 207H261V206H257V208H255V209H253L252 211H250V212H247L246 214L247 215H245L246 216V218L248 219V221H250L252 218H253V216H257V217H255V219L256 218H258V220H264V213H262V212H260L259 210H258V208ZM189 208V206H187V209ZM197 208V207H196ZM212 208V207H211ZM219 207H217V210H215V211H218V210H220V209H218ZM117 209H118V207H117ZM194 209V208H193ZM206 209V208H205ZM209 209H210V207H209ZM214 209V208H213ZM83 210V209H82ZM123 210V209H122ZM177 210H178V208H177ZM191 210V209H190ZM226 210V209H225ZM225 210H223L224 212H225ZM58 211V210H57ZM206 211L207 210H205V213H206ZM222 211V210H221ZM222 211V212H223ZM33 212V213H32ZM179 212H181V211H179ZM186 212V211H185ZM212 212H214V211H212ZM223 212V213H224ZM255 212H257V214H254ZM117 213V212H116ZM181 213H183V212H181ZM197 213H199V212H197ZM208 213V212H207ZM206 213V214H207ZM216 213V212H215ZM222 213V214H223ZM210 214H212V213H210ZM222 214H220V215H222ZM225 214V213H224ZM230 214H232V212L230 211ZM230 214H225V215H223V218H221V220H224L225 219V217H228ZM2 215L4 216V217H6V215H4V214H2V212H0V218H2ZM36 215H38V216H36ZM199 215V214H198ZM177 216V215H176ZM179 216V215H178ZM182 216V215H181ZM188 216V215H187ZM211 216V215H210ZM3 217V218H4ZM185 217V216H184ZM230 217V216H229ZM234 217V216H233ZM236 217V216H235ZM180 218V217H179ZM237 218V217H236ZM245 218V219H246ZM7 219H10V217L9 218H7ZM7 219H3V220H6L5 222H6V225L5 226H7L8 228H11V219L10 220H7ZM142 219V220H141ZM204 219V218H203ZM219 219H220V217H219ZM231 219H232V217H231ZM242 219V218H241ZM226 220H227V218H226ZM237 220V219H236ZM16 221V220H15ZM110 221V220H109ZM242 221V220H241ZM13 222H14V220H13ZM114 222H116V221H114ZM118 222V221H117ZM136 222V221H135ZM221 222H223V221H221ZM232 222H234V221H232ZM236 222V221H235ZM251 222H253V221H251ZM28 223H30V222H28ZM197 223V222H196ZM244 223H247L246 221H244ZM243 223V224H244ZM109 224V223H108ZM113 224V223H112ZM235 225H236V223H234ZM0 225H1V227H5V226H3V223H2V221L0 220ZM38 225V226H37ZM110 225V224H109ZM191 225V224H190ZM15 227L16 226H18L16 229H17V231L18 232H21V233H24L25 234V232H28L29 233V229L25 226V225H21V224H19V221L17 220V222L15 223V225H14ZM46 226V227H45ZM103 226V225H102ZM192 226V225H191ZM108 227V226H107ZM189 227V226H188ZM193 227V226H192ZM241 227V226H240ZM53 228H55V227H53ZM111 228V227H110ZM129 229V228H128ZM133 229V228H132ZM13 230H15L14 229V227H12V233H13ZM48 231H49V229H47ZM103 230V229H102ZM227 230V229H226ZM251 230H254V232H256V233H258V235H259V238H260V242H261V244H258L257 245V247L255 248V250L253 251V253H252V256H251V259H250V262H249V264H264V228H251ZM42 231V230H41ZM45 231V230H44ZM43 231V232H44ZM48 231H46V233L44 232V234L45 235H47L48 233ZM134 231V230H133ZM142 231V230H141ZM229 231V230H228ZM40 232V231H39ZM229 232H231V233H236V241H234L235 242V244L232 246V249H231V251H232V254H233V258H234V260L235 261H238V260H240V259H238L237 257H238V255L240 254L239 252H240V248H241V246H243V244H244V241L246 240V239H244V236H245V234H249V230L248 231H241V232H238V229H237V226H232L231 227V231H229ZM28 233H27V235H28ZM93 233V232H92ZM183 233H185L184 231H183ZM188 233V232H187ZM195 233H193V234H195ZM19 234V233H18ZM24 234H22V235H24ZM161 236H160V235ZM247 234V235H248ZM251 234V233H250ZM249 234V235H250ZM16 235H17V233H16ZM101 235V234H100ZM99 235V236H100ZM186 235V234H185ZM184 235V236H185ZM187 235H190V234H187ZM186 235V236H187ZM13 236V239H14V241L16 242L15 243V245H17V243L19 244L21 241H20V239L18 238V237H15L14 235H12ZM19 237H20V234L18 235ZM25 236H26V234L24 235V238H25ZM162 236H165V237H162ZM193 236V235H192ZM27 237V236H26ZM17 238V239H16ZM159 238L157 239V241H159ZM191 238V237H190ZM217 238V237H216ZM224 239H226V237H223ZM228 238V237H227ZM27 239V238H26ZM153 239V238H152ZM192 239V238H191ZM219 239V238H218ZM25 240V239H24ZM188 240H190L189 238H188ZM217 240V239H216ZM215 239H214V243L212 244L213 246L214 245H216V242L218 241H216ZM34 241V240H33ZM210 241V240H209ZM221 241H223V240H221ZM187 242V241H186ZM191 242H192V240H191ZM155 243V242H154ZM190 243V242H189ZM218 243H219V241H218ZM256 243V242H255ZM257 243H259L258 241H257ZM209 244V243H208ZM14 245V246H15ZM21 245V244H20ZM20 245H18V246H20ZM256 246V245H255ZM187 248L188 249V251L186 252L185 250H184V248ZM212 247V246H211ZM19 248V247H18ZM104 248V247H103ZM193 248V247H192ZM213 249V248H212ZM214 250H216V248L214 249ZM213 250V251H214ZM18 251H19V249H18ZM197 251V252H196ZM206 251H209L208 250V247H205V250H204V253H206ZM166 252V251H165ZM191 253L192 255L190 256L188 253ZM201 253V254H199V253ZM216 252V251H215ZM36 253V252H35ZM100 253V252H99ZM15 254V253H14ZM17 255H19V253H17ZM21 256V255H20ZM20 256L18 257V258H20ZM244 256V255H243ZM263 256V257H262ZM209 257V256H208ZM197 258H198V260H197ZM216 258V257H215ZM21 259H23V258H21ZM103 259V258H102ZM233 260V259H232ZM74 261V260H73ZM103 261H105V259L103 260ZM129 261V260H128ZM235 261H234V263H235ZM231 262V261H230ZM239 262V261H238ZM212 264V263H211Z\"/></svg>",
    "mask_w": 264,
    "mask_h": 264
},
{
    "label": "snow or ice",
    "instance_id": "snow-or-ice-1",
    "mask_svg": "<svg viewBox=\"0 0 264 264\" xmlns=\"http://www.w3.org/2000/svg\"><path fill=\"white\" fill-rule=\"evenodd\" d=\"M71 7V6H69ZM177 10L182 13V9L180 7V4H177ZM233 11L235 13H238L241 19H245L246 23L251 25V27L255 30L256 35L259 37V43L264 45V25H261L260 27H257L255 24L252 23L251 19H247L248 16L251 15L250 9L246 8L245 5L241 3H234L229 8H216L215 11L217 13H224L226 11ZM84 11L83 8L79 7H71V14L73 16H76L78 13ZM124 15H130L126 10H122ZM261 11H264V9H261ZM121 13H101L100 15H97L95 19L97 21L101 19H111L113 16L120 15ZM180 19L183 20V15L180 16ZM40 20H43V17L40 18ZM5 21L7 22V27L5 28ZM68 25H65V28H67ZM206 30V29H205ZM174 31V30H173ZM7 32V35L4 36V40L7 41L8 44V51L12 53L11 59L17 63V66L19 67L22 75H23V86L19 88V92L21 94V97H17L15 92H7L8 100L5 102V99L3 97H0V121H6L10 120L11 116L8 112V109H15L17 107L16 101L19 98H23V103L26 106V108L34 113V115L39 118L40 121L43 122V125L45 128L51 130V121L49 118L45 115H42L44 112V109L51 105H60L64 106L66 109L72 110L74 113L84 112L87 115H91L94 113H100V112H115V119L120 120L119 129L117 127L112 128V136L115 138L117 135L118 130H122L123 133H126L128 138L132 140V142L138 146L141 150L145 148L144 142L141 139L136 138L133 133L129 130L128 125L123 122L122 116H127V110L123 108L122 106V93H126L133 85V81L129 79L131 72L127 68H121L117 64H109L104 60H100L99 65L97 67H103L106 73L105 78L111 77L114 73H122L123 78L119 81V90L115 92V108H103L102 106L98 107H91L88 104H78V103H70L67 101L60 92H55L54 94L51 91V86L57 83L59 80H71L73 82L79 80L81 77H88L93 72L96 71L95 68H69V67H60L55 73L50 68H42L41 64L37 58V53L33 50L32 45L28 42L26 34L23 31V28L21 26V22L18 20H15L9 16H7L3 11H0V33ZM211 35V34H209ZM59 47L61 50H63L66 47V44L68 43L67 38L65 36V32L63 30H60L59 32ZM215 39V37H213ZM228 39H232L231 36L228 37ZM237 40H244V41H250L253 45L257 43L256 40H253L252 36L250 35H243V36H237ZM143 40V31L142 26L139 22H137L135 26V37L134 42L131 44V55L134 57L142 43ZM22 42V43H21ZM71 47H80L81 50L92 52L93 49L89 47L86 43L83 41L78 40H72L70 42ZM164 48L168 51V58H171V48L168 44L164 45ZM23 50V51H22ZM199 51V48L196 49ZM53 49L50 47L48 49V52L51 53ZM169 71H171L173 68H176L177 65L175 64H169ZM180 67H184V65H180ZM202 70L207 69H215L216 75L219 79H223V69H228L232 73V79L237 83V85H249L251 84L257 77L259 78V83L262 87H264V61H256V60H247L244 62H213V63H205L203 65L199 66ZM258 68V72L256 69ZM235 69H244V75L238 74ZM188 71L190 73H194L195 69L189 68ZM188 82L193 87H196L197 84L194 83V77L190 76L188 77ZM9 83H11L9 81ZM127 86V87H126ZM199 87H211L210 84H199ZM215 92H223L225 91L222 88H215L213 89ZM227 95L229 99L235 100L237 98H243L240 96L238 92H227ZM190 104H192L193 107L199 108V109H207V105L203 103H198L195 101H189ZM215 107V106H214ZM173 120H175V116L172 115V112L169 111L168 113ZM21 125L16 123H9V129L14 131L16 135L19 137V139L25 143V146L29 148V150L32 152L33 158L36 160V163L40 165V172L44 175V180L47 181L48 177L45 173V169L43 165L40 163V158L36 154L34 150L31 149V146L27 144V142L24 139V136L22 132L20 131ZM6 130V131H7ZM59 132V130H56ZM145 131H147V128H145ZM64 142L65 146L69 143H75L80 140H84L85 142H88L90 138H82L80 136H72L68 133H64ZM245 138L241 137L240 140L243 141ZM92 143H102V141L99 140H92ZM4 143V138L2 135H0V144ZM233 143H236V141H233ZM227 147V145H225ZM120 144L119 140L116 141V148L119 149ZM69 153H73L72 148L67 149ZM208 152L211 154L212 160L216 162V164L220 167L221 171L223 172V178L227 180L229 178V171L233 167L232 164H230L226 159H224L219 153L216 152V150L208 146ZM4 153H0V163L7 166L11 171H13L20 179L24 182V184L27 186L28 190L36 197L38 201L43 205L44 208L49 209L52 211L56 216L62 217L63 214L60 212H57L52 206L44 201L43 197L40 195L39 191L36 189V187L32 184V182L27 178V176L24 175L23 170L20 168L19 164L16 165V167H13L10 163L9 159L4 158ZM148 161L151 163L155 158L152 156L151 152L149 151L147 153ZM73 158L74 155H73ZM12 160H15V157L13 156L11 158ZM156 168L159 169V165H156ZM161 175H163V172H161ZM246 178L244 180V183L249 185L252 189L253 193L259 192L260 189L257 186V173L254 170H245ZM235 183V181H234ZM149 189L152 188V185H148ZM100 195L104 197V203L108 204L109 207L114 208L115 205L108 201L107 196L104 192H100ZM173 196L175 193L172 194ZM223 196L224 193H221ZM200 199H204L203 196L199 197ZM228 202V209L232 212L233 216L237 215H244L247 212L252 211L253 209L257 208L256 203H254L253 200L249 199L247 196L245 197L246 203H242L240 200L236 199L233 196H227L226 197ZM260 201L264 202V195L260 196ZM207 203V201H205ZM4 207V205H0V208ZM260 212L264 213V207H259L258 209ZM11 211V210H10ZM119 215V213H117ZM12 216H16L15 213H12ZM17 219H20L17 217ZM20 224L25 225L30 231L28 233L29 239L26 241H23V243L27 244V250L29 253L33 251V249L36 247V245L33 243V239L35 235L40 231V229L34 228L30 223H28L27 220L20 219ZM130 222L127 220V218H124L120 221L119 224V243L120 247L119 250L116 252L117 256L123 257L125 253H135L137 256L140 255L141 251L144 252L145 259L148 260L151 258L152 255V248L151 245L148 244V242L141 236L137 234L136 238H132V234L127 231L128 226ZM241 227H247V228H264V220H262L260 223L251 222V223H244L240 225ZM87 236V233H85V237ZM138 240V242H137ZM57 243H59L57 241ZM80 247L81 254H83V248L77 243V245H74V248ZM184 250L187 252L188 249L185 247ZM190 256L192 255L190 252L188 253ZM198 260V258H197ZM120 264H123V259H121ZM153 264L155 262L153 261ZM202 264H208L207 261H203Z\"/></svg>",
    "mask_w": 264,
    "mask_h": 264
},
{
    "label": "water",
    "instance_id": "water-1",
    "mask_svg": "<svg viewBox=\"0 0 264 264\" xmlns=\"http://www.w3.org/2000/svg\"><path fill=\"white\" fill-rule=\"evenodd\" d=\"M115 140H116V138H115ZM114 148H116V144L114 145Z\"/></svg>",
    "mask_w": 264,
    "mask_h": 264
}]
</instances>
